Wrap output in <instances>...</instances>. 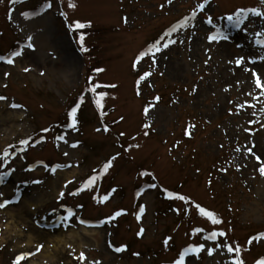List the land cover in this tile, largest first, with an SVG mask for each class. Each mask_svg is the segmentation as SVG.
Here are the masks:
<instances>
[{
    "label": "rangeland",
    "instance_id": "1",
    "mask_svg": "<svg viewBox=\"0 0 264 264\" xmlns=\"http://www.w3.org/2000/svg\"><path fill=\"white\" fill-rule=\"evenodd\" d=\"M10 1L0 0V55L18 41L34 48L19 46L23 55L13 64L0 62V96L7 98L0 101V158L8 153L0 159V175L10 173L0 184V203L5 204L0 207V264H15L21 255L27 257L21 264H167L202 237L204 249L187 256L186 263L229 264L226 247L205 240L208 231L227 232L238 242L235 253L251 250L241 259L256 264L264 244L258 248L246 237L264 231V175L259 171L264 165V47L259 44L264 17L249 15L237 28L224 16L248 7L264 11V0H214L203 12L198 5L204 0H52L51 8L30 17L24 13L51 0ZM193 11L197 18L186 30L165 36L170 24ZM71 21L101 29L98 39L84 40L90 47L87 59L68 29ZM219 30L229 39L210 41ZM169 39L176 43L137 63L148 46ZM240 57L244 65L236 63ZM146 69L155 75L144 79ZM87 82L99 85L97 99L104 94L102 117L111 127L106 134L97 131L101 108L90 104ZM156 90L164 101L146 105V94ZM77 100V127L65 129ZM185 128L195 136L192 141H184ZM178 139L182 144L175 149ZM75 143L81 146L73 148ZM118 153L121 157L103 173ZM217 163L220 173L212 180L211 166ZM93 175L100 178L85 189ZM143 183L151 186L136 202L133 193ZM169 190L190 202L169 198ZM137 203L143 209L141 223L135 219ZM196 204L223 223L201 216ZM230 206L238 211L230 213L235 223L226 213ZM117 211L123 216L115 217ZM78 216L110 224L93 233L78 224ZM31 234L37 237L34 244ZM58 235L65 242L58 250L48 249L50 260L35 252L40 242ZM110 245L127 251L115 254ZM209 249L215 251L210 255ZM81 253L86 259L77 258Z\"/></svg>",
    "mask_w": 264,
    "mask_h": 264
},
{
    "label": "snow or ice",
    "instance_id": "2",
    "mask_svg": "<svg viewBox=\"0 0 264 264\" xmlns=\"http://www.w3.org/2000/svg\"><path fill=\"white\" fill-rule=\"evenodd\" d=\"M13 3H16L17 0H12ZM169 2H171V0H169ZM210 2V0H204V3H201L198 5V9H199V12H203L206 8V6L208 5V3ZM44 8H51L52 5L50 2H46L44 5H43ZM72 7H75V4L72 5ZM247 13V14H246ZM24 15L26 17H30L31 15L33 14H29V13H24ZM65 15L66 17V14H63ZM197 15H198V12L197 11H193L191 13V15L187 18L184 19L183 22H181L177 27H173L172 29H170L167 33H165V36L166 37H171L173 33H177L179 32L180 30L184 29L190 21H194L196 20L197 18ZM249 15H253V16H260V17H264V11H261L259 9H252V10H246V9H240L238 10L234 15H229L226 17L228 23L230 26L232 27H240L246 20H248L249 18ZM125 22H127V19H125ZM207 23L209 25H212L213 24V21L211 18H209L207 20ZM86 27H90V25H86V24H83V23H79L77 22L75 25H74V30H78V29H84ZM260 35H264V32L260 33ZM210 41L212 42H220V41H226L229 39V36L223 31V30H219V31H216L214 32L210 37H209ZM183 41H181L182 43ZM79 43L80 45L82 46L84 44V36L83 35H80L79 37ZM176 43V41L174 39H169L167 40L166 42L163 43V45L161 46L160 43H154L151 47H149L146 51L142 52L137 60V63H139L140 61L144 60L145 57H149V56H152L153 58L155 57V54L162 51L163 49H166L167 47H169V44H174ZM259 44L261 47H264V40H261L259 41ZM27 48L29 49H32L34 48V45L29 42L26 46ZM83 51L87 52L88 49L87 48H83L82 49ZM21 55H23V49L21 50H17L15 51L12 56L10 57H0V60H5L6 63L8 64H13L14 63V58L15 57H20ZM211 58V57H210ZM261 59H264V57H262ZM236 63L238 65H244L245 63V59L243 57H240L237 59ZM250 63H256L255 60H251ZM25 71H30V69H25ZM98 71H103V69H99ZM148 75H151V73H148L145 75L144 79H147V76ZM254 76H255V80H256V84L257 85H260V76L258 74H255L254 73ZM97 87H99V85H94L92 86L89 91L91 93H96V89ZM104 98V94H100L99 98L96 99V104L99 108H101V114L103 115V105L101 103V100ZM7 98L4 97V96H0V101H3V100H6ZM258 99V98H257ZM157 100H159V97H157ZM12 107H19L18 105H12ZM148 113V109H146L145 111V114L147 115ZM68 115L71 117V128L73 129H76L77 127V107H72L71 108V111L68 113ZM145 128H148L150 127L149 124H145L144 126ZM109 129L107 128V126L104 127V131H108ZM45 132H48V131H51V129H45L44 130ZM97 131H100V129H97ZM147 134V133H145ZM121 135H124L123 133H121ZM190 135V133H189ZM56 139L58 140H64V137L63 136H58L56 137ZM67 142V141H65ZM23 144L25 145H28L30 143L29 140H24L22 142ZM37 143H39V141H37ZM73 148H76V147H79V143H75V144H72L71 145ZM137 147H139V145H137ZM237 151H239V149H237ZM247 151L249 153H252L253 152V149L252 147H249L247 149ZM65 156L68 155L67 152L64 153ZM253 155H255L253 153ZM7 156H8V153L7 151L5 152V155L4 157L0 158V159H7ZM115 159H117V157H112L110 161H108L104 166H103V169H102V172L103 173H108L109 169H111L113 167V163L112 161H114ZM255 159L257 161H259L261 158L259 156H255ZM60 167V166H58ZM14 171V170H13ZM53 172L56 171V169H52ZM223 172H227V169H222ZM259 171L262 175H264V165H261L259 167ZM10 173H5L4 175H0V184H2L4 182V177L6 175H9ZM148 173H143V175H147ZM100 177L98 175H93L91 178H89L87 180V182L85 183L84 185V188L85 189H88V188H91L94 186L95 182L99 179ZM37 183H40V181H37ZM69 183H71V181H69ZM154 187V185H153ZM116 189H113V192H115ZM78 193H73V195H76ZM2 193H0V197H2ZM61 197H63V193L60 194ZM168 197L169 198H173V199H176V200H180V201H185L186 203L187 202H190L189 201V198H187L186 196L184 195H178V194H174L173 192H168L167 193ZM104 201H107L108 200V197L105 196L104 198ZM99 202V201H98ZM5 204L4 203H0V207H4ZM195 207L199 210V214L201 216H204V217H207L213 224H221L223 223L222 220H220L217 215L212 212V211H209V210H206L204 207H202L201 205L199 204H196ZM141 211V214L143 213V209L140 210ZM177 211H179V209H177ZM123 213L121 211H117L114 215L115 217H119L120 215H122ZM197 232H200V231H203L202 229H197L196 230ZM139 235H143V229L141 230V232L139 233ZM227 232H223V231H213V232H210L206 237H205V240H209V241H217V239L219 237H225L227 238ZM169 240L171 239V237L168 238ZM253 241H264V233L260 234L259 236H253L250 240H249V243H252ZM168 241L166 240L165 241V244H167ZM204 244H200L198 247L193 245V246H189L187 248H185L183 250V254L180 256L179 260H177L175 262V264H185V257L189 256L190 254H194V255H199L200 252L204 249ZM224 247H226L227 251L229 253H233L235 251H237V249L239 248V245L236 246V248L233 247L232 244H225ZM125 249L124 248H117L116 251H124ZM215 251V249H209V254L211 255L213 252ZM27 257L25 255H21L15 262V264H21L22 261H24ZM78 259H86L85 255L83 253H81V256L80 257H77ZM234 264H245V261L243 259H236L234 261ZM257 264H264V259H261L257 262Z\"/></svg>",
    "mask_w": 264,
    "mask_h": 264
},
{
    "label": "bare ground",
    "instance_id": "3",
    "mask_svg": "<svg viewBox=\"0 0 264 264\" xmlns=\"http://www.w3.org/2000/svg\"><path fill=\"white\" fill-rule=\"evenodd\" d=\"M230 48V47H229ZM67 176V175H66ZM27 202L25 201V203L24 204H26ZM23 204V203H22ZM28 204V203H27ZM29 208H30V210H32L33 212H35L34 210H33V205L31 204V205H29ZM10 210L11 209H8L7 211L8 212H10ZM26 210L25 209H22L21 211H19V214H23L24 212H25ZM91 231L93 232V233H98V229H91ZM40 237H42L43 238V236H40ZM28 239H29V243L30 244H34L35 242H34V240H36L37 239V237L35 236V234H31V235H29V237H28ZM64 238L61 236V235H58V236H55L54 238L53 237H51L50 239L48 238L47 240H44V242H40V244H38V247H37V250L35 249V252H39V254H41L40 256L42 257V258H44V259H46V258H48V260H50L51 259V256H50V254H49V251L50 250H48L50 247H53V249H56V250H58L59 249V246H61L64 242H65V240H63ZM33 247V246H32ZM47 254H49V255H47Z\"/></svg>",
    "mask_w": 264,
    "mask_h": 264
}]
</instances>
